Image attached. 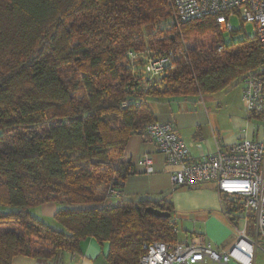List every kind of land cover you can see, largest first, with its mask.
Here are the masks:
<instances>
[{"label":"trees","instance_id":"trees-1","mask_svg":"<svg viewBox=\"0 0 264 264\" xmlns=\"http://www.w3.org/2000/svg\"><path fill=\"white\" fill-rule=\"evenodd\" d=\"M172 15L169 0H0V264L56 259L88 236L109 243V264H139L146 244L178 239L170 201L108 197L115 178L140 172L126 144L156 120L150 98L264 79V48L213 15ZM169 51L165 72L144 81V55ZM46 202L56 223L33 211Z\"/></svg>","mask_w":264,"mask_h":264},{"label":"built area","instance_id":"built-area-1","mask_svg":"<svg viewBox=\"0 0 264 264\" xmlns=\"http://www.w3.org/2000/svg\"><path fill=\"white\" fill-rule=\"evenodd\" d=\"M172 19L176 23L188 19L213 15L223 32L234 29L232 18L239 16L245 24H253L255 35L264 48V0H169ZM229 36H225L228 40ZM133 57L138 54L130 52ZM173 57L168 53L144 55V81L165 72ZM243 108L253 115L264 118V79L248 74L243 80ZM143 135L154 141L166 161L176 165L171 173V185L176 189L199 182H218L223 200H230L244 208V225L238 228L234 243L228 248L216 247L204 237L186 242L181 240H155L145 245L146 251L139 264H196L208 257L217 264L235 259L244 264H253L256 253H264V140L243 138L228 146H219L214 153L195 158L191 144L178 132L173 121H152L143 128ZM138 164L153 170V160L145 153ZM114 182H119L115 184ZM108 187L110 199L123 197L122 181L115 178ZM125 184V182H124ZM123 184V186H124ZM254 221L249 224L248 217ZM175 232L178 234L177 217ZM252 233V235L250 234Z\"/></svg>","mask_w":264,"mask_h":264},{"label":"crops","instance_id":"crops-1","mask_svg":"<svg viewBox=\"0 0 264 264\" xmlns=\"http://www.w3.org/2000/svg\"><path fill=\"white\" fill-rule=\"evenodd\" d=\"M240 84L242 86L238 96L242 102L243 82ZM233 85L235 84L230 86ZM218 92L208 94V98L205 97L202 101L174 95L162 96L161 102L150 103L156 120L175 123L180 135L191 144L195 158L214 153L219 146H228L243 138L264 140V118L247 112L242 103L240 105L237 101L227 100L225 97L220 99V96H216ZM139 135L133 133L127 143L140 141V146L135 149L133 145V153H126L122 158L135 162L140 171L127 177L123 198L148 199L154 202L166 199L172 203L173 214L177 217L178 240L189 242L200 236L211 241L216 247H230L236 239L238 228L245 224L242 216L244 210L239 207L233 209L222 199L218 182L215 180L173 189L170 177L177 166L166 161L153 140ZM147 140L152 141V146L149 142L146 143ZM145 153L153 160L151 172L138 164L139 157ZM145 180L150 183L146 185ZM121 198H114L112 201L116 202ZM227 206L231 208V214L236 216L235 221H232L230 214L226 212ZM57 207L56 203L46 202L33 208V211L49 221V218L55 220ZM108 252V242L101 243L96 237L88 236L80 241L78 250L65 251L56 259L18 254L14 256L12 264H109ZM196 264L217 263L207 257L205 261ZM225 264L244 263L231 259ZM253 264H264V253L261 250L257 251Z\"/></svg>","mask_w":264,"mask_h":264},{"label":"rangeland","instance_id":"rangeland-1","mask_svg":"<svg viewBox=\"0 0 264 264\" xmlns=\"http://www.w3.org/2000/svg\"><path fill=\"white\" fill-rule=\"evenodd\" d=\"M232 22H233L234 29H235V35H234L235 38L238 39V38H242L244 36H254L255 35V30H254L253 24H251V23L245 24L243 21L240 20L239 16H237V15L234 16L232 18ZM241 86L242 85L240 83L235 84L233 86H230L227 89L219 91L216 96H220V99H223L225 97V99H227V100H235L241 105L242 102H241L240 97L238 96V93H240ZM208 94L209 93H204V94L192 93L189 95H185L183 97H189L190 99L193 98L194 100L202 101V99H205V97L208 98ZM161 99H162V96L150 98L148 100V104L150 105V103H153V104L159 103V102H161L160 101ZM242 107H243V103H242ZM137 134H138V136H140L139 133H137ZM148 142H149V145L152 146V141L147 140L146 143H148ZM133 145H134L135 149H137V146H140V141H137L136 143H134V140H133V141H130L129 143H127L126 144V150H127L126 153H133V152H131L133 150ZM137 168H138V166H137ZM149 180H150V182L152 181L151 177H149ZM150 182L148 180H145L146 185ZM115 200H118V199L115 198ZM1 209L2 210L9 209V207L6 205L0 204V210ZM239 213L241 214V212H239ZM242 216L246 217V214L243 212ZM247 219H248L249 224H252V222L254 221V218L252 216H249ZM48 220L50 223H56V221L54 219L49 218ZM261 254L262 253H260V255Z\"/></svg>","mask_w":264,"mask_h":264},{"label":"water","instance_id":"water-1","mask_svg":"<svg viewBox=\"0 0 264 264\" xmlns=\"http://www.w3.org/2000/svg\"><path fill=\"white\" fill-rule=\"evenodd\" d=\"M146 210L160 217H169L171 215V212L169 210L163 209L153 204L148 205Z\"/></svg>","mask_w":264,"mask_h":264}]
</instances>
